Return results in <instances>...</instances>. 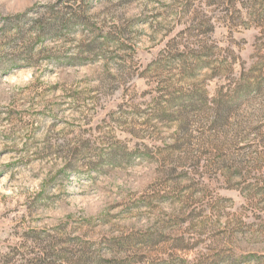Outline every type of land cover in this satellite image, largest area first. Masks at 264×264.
I'll return each mask as SVG.
<instances>
[{
  "label": "rangeland",
  "instance_id": "obj_1",
  "mask_svg": "<svg viewBox=\"0 0 264 264\" xmlns=\"http://www.w3.org/2000/svg\"><path fill=\"white\" fill-rule=\"evenodd\" d=\"M0 264H264V0H0Z\"/></svg>",
  "mask_w": 264,
  "mask_h": 264
},
{
  "label": "trees",
  "instance_id": "obj_2",
  "mask_svg": "<svg viewBox=\"0 0 264 264\" xmlns=\"http://www.w3.org/2000/svg\"><path fill=\"white\" fill-rule=\"evenodd\" d=\"M49 30H50V32H52V31H54V29H53V26H49V28H48ZM44 257V256H43ZM45 258V257H44ZM44 258H41V260H43L44 261ZM48 258V257H47Z\"/></svg>",
  "mask_w": 264,
  "mask_h": 264
}]
</instances>
